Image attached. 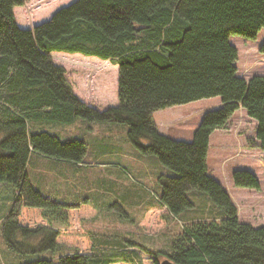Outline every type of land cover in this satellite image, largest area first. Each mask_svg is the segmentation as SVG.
I'll use <instances>...</instances> for the list:
<instances>
[{
  "label": "trees",
  "instance_id": "trees-1",
  "mask_svg": "<svg viewBox=\"0 0 264 264\" xmlns=\"http://www.w3.org/2000/svg\"><path fill=\"white\" fill-rule=\"evenodd\" d=\"M30 1L0 0V182L16 191L1 226L7 249L22 250L20 237L39 239L35 251L64 252L21 264H137L138 258L140 264H160L165 256L176 264H264V226L238 221L234 203L207 166L210 136L241 107L257 121L264 150V76L248 81L239 76V52L230 41L234 35L257 40L264 29V0H77L49 20L22 28L15 9ZM61 52L118 65L119 105L99 112L82 103L64 67L52 59ZM215 97L222 106L204 115L192 142L158 129L157 112ZM79 120L123 124L132 145L157 156L169 171L157 177L160 205L171 215L191 207L187 193L196 189L226 217L184 228L169 253L127 241L135 259L107 258L106 252L121 248L103 242L99 251L98 238L104 236L80 228L86 199L62 203L29 177L32 155L74 167L85 163V139L46 130ZM35 124L42 127L34 129ZM233 178L238 186L258 187L250 174L236 172Z\"/></svg>",
  "mask_w": 264,
  "mask_h": 264
},
{
  "label": "rangeland",
  "instance_id": "rangeland-1",
  "mask_svg": "<svg viewBox=\"0 0 264 264\" xmlns=\"http://www.w3.org/2000/svg\"><path fill=\"white\" fill-rule=\"evenodd\" d=\"M76 1L32 0L15 9V18L20 27L30 28L49 20L58 10ZM230 41L239 52V76L247 81L253 76H264V29L255 41L238 35L232 36ZM51 56L56 65L64 67L67 81L82 103L99 112L119 105L118 65L79 53L61 52ZM221 106L220 97L203 99L168 108L164 113L155 114L154 120L162 134L190 143L193 141L192 132L199 127L204 115ZM257 126V121L248 116L244 108L238 109L224 127L210 136L207 166L210 176L220 183L234 203L238 221L260 228L264 226V150L256 137ZM40 127L42 125H34V129ZM46 130L64 139H85V163L74 167L32 155L28 167L31 184L48 195L55 193L62 203L72 204L81 198L86 199L83 200L86 206L82 208L84 214L82 212L80 228L87 234L104 236L98 238L99 251L103 242L121 248L106 252L109 259L115 255L135 259L136 255L131 251L133 247L128 242L169 253L172 242L182 236L184 228L196 222L221 221L226 217L207 193L196 189L187 193L191 207L181 215L176 217L164 210L160 205L162 188L157 177L169 171L157 156L143 154L132 145L127 138V126L123 124H91L79 120L74 124H50ZM236 172L252 175L258 187L238 186L233 178ZM15 192L12 185L0 182V234ZM58 227L66 228L61 222ZM18 240L23 243V249L12 252L0 238V264H21L50 257L57 259V255L64 253L59 248L56 252L35 251L40 242L37 238L24 240L19 237ZM72 252L69 250L68 254ZM137 264H140L139 258Z\"/></svg>",
  "mask_w": 264,
  "mask_h": 264
},
{
  "label": "crops",
  "instance_id": "crops-1",
  "mask_svg": "<svg viewBox=\"0 0 264 264\" xmlns=\"http://www.w3.org/2000/svg\"><path fill=\"white\" fill-rule=\"evenodd\" d=\"M164 113V112H166V111H164V110H162V111H160V112H157L156 114H158V113ZM154 118H155V116H154ZM194 131L195 130H193V132H192V137L194 136ZM213 136V135H212ZM211 139H212V137H211ZM211 139H210V146H211ZM207 161H208V157H207ZM81 166H84V165H81ZM41 189V188H40Z\"/></svg>",
  "mask_w": 264,
  "mask_h": 264
},
{
  "label": "water",
  "instance_id": "water-1",
  "mask_svg": "<svg viewBox=\"0 0 264 264\" xmlns=\"http://www.w3.org/2000/svg\"><path fill=\"white\" fill-rule=\"evenodd\" d=\"M161 264H176L168 259H165L164 261L161 262Z\"/></svg>",
  "mask_w": 264,
  "mask_h": 264
}]
</instances>
